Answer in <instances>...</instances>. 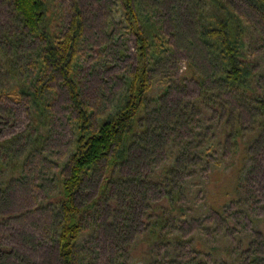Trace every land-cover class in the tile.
<instances>
[{
  "label": "trees",
  "instance_id": "trees-1",
  "mask_svg": "<svg viewBox=\"0 0 264 264\" xmlns=\"http://www.w3.org/2000/svg\"><path fill=\"white\" fill-rule=\"evenodd\" d=\"M8 1L11 16L6 22L0 21L1 92L7 98L26 100L29 124L21 133L0 142V197L8 193L12 181L25 174L33 159L44 157L53 130L51 108L57 89L64 87L67 107L75 114L70 162L67 174L59 173L50 181L61 264H84L81 239L89 218L94 222L102 213L110 223L102 221L99 226L111 229L119 248L127 247L128 255L121 264H138L133 254L140 246L142 264H151L160 249L172 253L178 246L193 243L195 236L187 238L180 225L193 214L197 216L189 212L193 196L189 187L200 177V169L224 173L241 165L242 154L252 153L264 140V89L255 88V74L245 56L248 26L231 0L183 2V13L174 31L204 37L217 71L209 74L208 83H201L197 99L180 101L170 108L160 102L165 89L157 84L155 75V69L166 63L170 51L163 26L152 12L141 10L140 1L120 0L123 33L112 39L117 48L115 56L124 59L123 34H133L135 63L118 78L122 83L118 102L94 119L93 109L82 93L84 26L77 4L62 33L60 26H55L58 13L52 9L51 0ZM243 1L264 13V0ZM118 43L123 49L118 48ZM154 98L158 102L152 106ZM233 98L244 100L242 108L231 103ZM201 104L211 110L218 108L224 115L212 123L197 117ZM11 111L9 108L7 115H0V122ZM242 111H248L247 124L241 120ZM225 148L229 155L223 154ZM143 167L147 171H142ZM206 184L202 182L198 190L204 191ZM89 186L96 193L85 200L84 191ZM245 187L246 182L240 179V205ZM151 188L163 192L164 205L149 199ZM136 211L145 222L139 230L135 229ZM260 217L264 227V214ZM254 225L256 231L261 230ZM215 245V254L223 252L232 257L235 253L236 263L264 264L254 245L243 247L238 238L225 246ZM4 255L7 254L0 253V257ZM173 260L176 264H191L180 257Z\"/></svg>",
  "mask_w": 264,
  "mask_h": 264
},
{
  "label": "rangeland",
  "instance_id": "rangeland-1",
  "mask_svg": "<svg viewBox=\"0 0 264 264\" xmlns=\"http://www.w3.org/2000/svg\"><path fill=\"white\" fill-rule=\"evenodd\" d=\"M138 1L142 11L152 12L154 19L163 26L168 39L170 51L167 61L155 69L158 78L156 82L165 89L160 102L170 108L180 101L197 99L201 83L204 80L208 83L211 73L217 70L214 69V57L204 37L199 33L188 34L185 30L174 31L179 15L183 13L185 0ZM51 3L52 9L58 13L55 26L59 25L62 33L74 15V3L83 15L84 42L81 48L80 79L83 96L93 109V119L97 118L121 97L122 83L118 78L124 71L131 70L135 63V37L133 34H123L122 40L126 39L125 56L118 60L115 56L117 48L112 39L114 35L123 33L119 20L120 0H51ZM231 4L248 26L245 56L255 74V88L263 90L264 13L243 0H231ZM11 9L8 0H0L1 22L10 18ZM117 46L123 49L121 43ZM2 87L0 80V115L6 114L9 108L12 111L5 121L0 122V142L21 133L29 124L26 100L7 98L1 92ZM231 101L241 108L244 104V100L237 98ZM67 102L66 89L58 88L51 108L53 130L46 143L44 157L40 155L33 159L25 174L12 181L8 193L4 198L0 197V253L7 254L0 257V264H61L55 239V210L50 181L59 173L67 174L69 168L75 114L67 107ZM157 102L158 99L154 98L150 104L154 106ZM247 112L242 111L241 116L242 122L246 124L250 122ZM197 115L212 123L224 113L218 108L211 110L201 104ZM223 154L229 155V149L225 148ZM242 158L241 165L229 168L224 173H212L206 167L200 169V177L189 187L193 193L190 196L189 212L197 216L193 214L186 223L181 222L180 225L187 238L195 236L193 243L185 244V247L178 246L172 253L162 248L158 253L160 257L155 258L151 264H176L173 257L187 259L191 264H239L235 262V253L229 257L223 252L215 254L213 250L216 243L225 246L236 238L243 247L249 248L253 244L258 257L264 260V227L261 221L263 218L260 217L264 214V140L252 153H243ZM190 165L193 166V163ZM142 171H147V168L143 167ZM238 179L246 182L242 205L237 203ZM202 182H207L206 193L205 190H198ZM84 193L83 199L87 200L96 190L90 187ZM147 195L153 203L165 204L161 190L151 188ZM209 206L212 209H208ZM137 215L139 213L136 211L135 217ZM106 220L110 223L104 213L94 222L89 218L88 229L81 239L85 251L84 264L124 263L128 255L127 247L119 248L111 229L99 226ZM144 223L142 217H137L135 229H141ZM254 224L261 230L256 231ZM141 249L142 246L133 254L138 264H142L144 257Z\"/></svg>",
  "mask_w": 264,
  "mask_h": 264
}]
</instances>
